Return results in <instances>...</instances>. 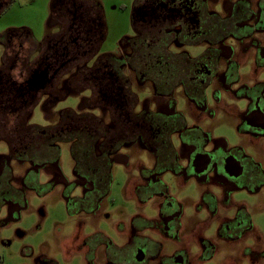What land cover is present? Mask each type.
Instances as JSON below:
<instances>
[{
    "label": "flooded vegetation",
    "instance_id": "obj_1",
    "mask_svg": "<svg viewBox=\"0 0 264 264\" xmlns=\"http://www.w3.org/2000/svg\"><path fill=\"white\" fill-rule=\"evenodd\" d=\"M16 2L0 0V17ZM126 10H130L132 33L121 37L117 52L103 50L107 21L101 0H51L48 26L54 32L47 33L42 41L25 27L0 33L4 48L0 141L9 147L8 154H0V209L6 206L9 217H17L25 205L23 188L37 186L38 169L46 166H39L36 156L51 146L60 152L62 142L69 143L72 152L78 141L75 134L92 116L98 136L95 150L99 155L107 154L112 164L115 158L124 159L122 149L134 146L155 156L151 170L142 168L143 184L136 192L140 201L154 197L163 201L161 218L138 215L132 220V263L203 264L215 255L213 243L203 248L213 251L211 257L190 258L184 248L166 254L164 244L144 232L161 228L166 236L176 238L183 228L181 205L169 196L161 180L167 172L224 186L227 193L240 182L253 186L260 181L264 186V169L255 159L264 157V82L258 78L264 68V0H131ZM249 59L256 62L253 73L241 76L240 67ZM138 91L146 92L142 102ZM69 96L79 97L81 105L76 111H62L56 126L30 124L37 105L49 112ZM224 96H233L244 108ZM180 98L195 110V116L189 113L191 123L178 109ZM209 101L215 103L214 108ZM152 106L159 109L153 111ZM217 111L237 120L243 147L230 151L224 140L214 139L213 132L206 129V120ZM102 112L108 113V122L100 116ZM125 124L130 128L120 137ZM249 149L253 152H247ZM229 159L239 163V176L228 169ZM14 163L28 165L24 175H15ZM74 175L76 184L84 185L82 198L70 197L69 184H65V192L70 189L69 199L76 203L93 189V183L75 171ZM52 182H63L58 169ZM202 203L213 215L215 196L206 192ZM97 208L81 211L93 213ZM238 208L234 218L224 217L220 223V234L229 243L243 242L253 228L243 207ZM98 235L102 234L81 240L79 249L86 250L88 264H94L96 252L92 251L96 248L104 245L110 249L108 243L95 239ZM260 248L259 244L245 247L248 256L241 263L249 259L250 264H260L264 258ZM140 252L144 254L141 261L137 259ZM106 254L109 256L108 250ZM37 264L53 262L40 259Z\"/></svg>",
    "mask_w": 264,
    "mask_h": 264
},
{
    "label": "rangeland",
    "instance_id": "obj_2",
    "mask_svg": "<svg viewBox=\"0 0 264 264\" xmlns=\"http://www.w3.org/2000/svg\"><path fill=\"white\" fill-rule=\"evenodd\" d=\"M101 2L107 21V38L103 50L117 52L121 37L132 33L130 10H126L131 0H101ZM50 4L51 0H17L0 17V33L9 28L25 27L33 32L37 41H42L47 33L54 32L48 26ZM196 51L199 52L201 49ZM3 53L4 48L0 44V65ZM160 55L156 54V56ZM255 66L254 60L245 61L240 67V75H252ZM258 76L264 82V68ZM137 94L142 102L146 92L138 91ZM223 98L232 101V104L240 109L244 108L243 102L235 100L233 96ZM80 105L81 100L75 96L60 101L49 112H45L43 105L39 104L33 111L30 124L43 128L54 127L59 123L62 111L67 109L76 111ZM209 105L215 107L213 101H209ZM152 109L157 111L159 107L152 106ZM178 109L191 123L192 118L189 113L195 116V110L184 98H180ZM95 112L96 115L100 114L98 111ZM101 114L100 116L108 122V113ZM205 127L213 132L214 139L224 140L230 151L245 144L244 138L238 131V122L231 115L217 111L214 117L206 120ZM59 148L57 167L46 165L44 166L46 168L38 169L37 186L23 188L25 205L19 209L17 217L10 218L6 206L0 209V258L5 264H37L40 259L51 261L53 264H88L85 257L86 250L79 249L81 240L102 234L107 239L102 235H98L95 239L108 243L110 249L101 245L102 247L92 251V253L96 252L94 264H133L132 220L138 215L151 220L161 218L163 201L154 197L143 202L139 200L136 192L137 186L143 184L142 168L151 170L155 165V156L138 146L122 149L120 155L124 159L115 158L112 164V183L108 196L101 200L95 212L87 213L81 211L80 207L68 206L65 184L72 187L70 195L72 199L82 198L84 185L76 184L71 145L62 142ZM8 152L7 143L0 141V154L5 155ZM247 152L253 151L249 149ZM255 159L258 163H262L264 169V157L255 156ZM13 168L15 175L19 176L25 174L28 165L14 163ZM56 169L59 170L63 182H52ZM161 180L166 185L169 196L181 205L183 228L176 238L166 236L161 228L156 230L149 228L144 235L163 243L166 254H173L175 250L184 248L190 253V258H208L213 251L209 248L204 251L203 248L211 242L216 246L215 255L203 264H250L249 259L241 263V260L248 256L245 247L255 248L259 244L261 247L259 250H264V186H261L260 181L255 182L253 186L240 182L238 188L236 186L230 188L227 193L224 186H211L197 178L187 179L172 172L163 174ZM206 192L212 193L217 201V209L213 215L208 213L202 203V197ZM238 207H243L253 228L245 234L246 238L243 242L229 243L220 234V223L224 217L234 218L239 210ZM134 239L136 242L140 241V237ZM106 249L109 251V256L106 254ZM260 264H264V258Z\"/></svg>",
    "mask_w": 264,
    "mask_h": 264
},
{
    "label": "trees",
    "instance_id": "obj_3",
    "mask_svg": "<svg viewBox=\"0 0 264 264\" xmlns=\"http://www.w3.org/2000/svg\"><path fill=\"white\" fill-rule=\"evenodd\" d=\"M93 120H95V118L90 116L89 119L82 124V129L75 134L78 141L72 150V156L76 163L74 170L76 175L88 182H92L93 189L86 193L82 201L76 203L69 199L70 189L66 190L65 196L68 199L69 208L75 206L80 207V209L94 211L98 203L106 198L110 192L112 183V163L107 154L104 153L103 155H99L95 150V143L98 136L96 135L95 122ZM129 128L130 124L123 125L118 135L120 137L124 136ZM80 131L84 132L81 134ZM108 135L110 136V134ZM43 138L42 139L45 140L46 137ZM110 138L111 137H109L108 140ZM23 142L24 140H22V143ZM51 147H49V149L46 148L44 151H40L36 156V162L39 166L45 164L55 165L54 167H57L60 152L57 147ZM0 264H4L2 259H0Z\"/></svg>",
    "mask_w": 264,
    "mask_h": 264
},
{
    "label": "water",
    "instance_id": "obj_4",
    "mask_svg": "<svg viewBox=\"0 0 264 264\" xmlns=\"http://www.w3.org/2000/svg\"><path fill=\"white\" fill-rule=\"evenodd\" d=\"M228 169L231 171L232 175L239 176L241 173V168L239 167V163L234 159H229L226 161ZM143 253L140 252L137 256L139 261L143 260Z\"/></svg>",
    "mask_w": 264,
    "mask_h": 264
}]
</instances>
